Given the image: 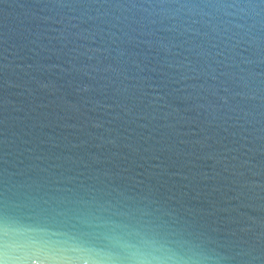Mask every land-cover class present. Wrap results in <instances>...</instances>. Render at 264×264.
Instances as JSON below:
<instances>
[{
    "label": "water",
    "instance_id": "95a60500",
    "mask_svg": "<svg viewBox=\"0 0 264 264\" xmlns=\"http://www.w3.org/2000/svg\"><path fill=\"white\" fill-rule=\"evenodd\" d=\"M0 264H264V0H0Z\"/></svg>",
    "mask_w": 264,
    "mask_h": 264
}]
</instances>
